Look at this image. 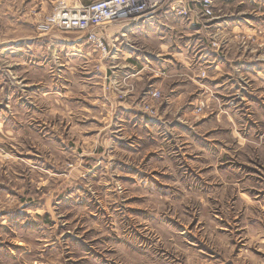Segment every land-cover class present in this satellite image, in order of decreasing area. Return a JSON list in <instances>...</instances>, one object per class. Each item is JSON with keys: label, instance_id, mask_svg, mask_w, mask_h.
<instances>
[{"label": "rangeland", "instance_id": "374dc122", "mask_svg": "<svg viewBox=\"0 0 264 264\" xmlns=\"http://www.w3.org/2000/svg\"><path fill=\"white\" fill-rule=\"evenodd\" d=\"M55 2L0 0V264H264V0L106 53Z\"/></svg>", "mask_w": 264, "mask_h": 264}, {"label": "built area", "instance_id": "2783aa9c", "mask_svg": "<svg viewBox=\"0 0 264 264\" xmlns=\"http://www.w3.org/2000/svg\"><path fill=\"white\" fill-rule=\"evenodd\" d=\"M166 0H56L52 10L43 15L39 27L44 33L52 31H76L91 42L93 48L106 53L100 30L112 24H121L132 19H150ZM190 1L199 3L193 11ZM175 15L195 19L199 12L211 15V0H173ZM194 4V3H192ZM144 15V16H143Z\"/></svg>", "mask_w": 264, "mask_h": 264}, {"label": "crops", "instance_id": "0c3cea01", "mask_svg": "<svg viewBox=\"0 0 264 264\" xmlns=\"http://www.w3.org/2000/svg\"><path fill=\"white\" fill-rule=\"evenodd\" d=\"M157 11H161V8H159ZM166 12H167V11L163 10V16L157 14V12H156V13H154V15H153L152 17H150L149 20H151L152 22H153V21H157V22H159V23H161V22L163 21L164 24H167V22H166L167 20H166V19L170 18L171 16L169 17V15L166 14ZM172 19H176V18L173 16ZM147 24H149V22H148ZM114 25H118V24H114ZM181 25H182V24H181ZM118 26H119V25H118ZM143 27H144V25H143ZM106 30H108V28H105V29H103V30H100V33L105 34V31H106ZM62 33H63V32H62ZM65 33H67V32H65ZM121 35H125V32H122ZM117 38L119 39V36H117ZM117 38H115V39H117ZM121 42H123V41L121 40ZM121 42L118 43V45H117V49H118V47L121 45Z\"/></svg>", "mask_w": 264, "mask_h": 264}, {"label": "bare ground", "instance_id": "6f19581e", "mask_svg": "<svg viewBox=\"0 0 264 264\" xmlns=\"http://www.w3.org/2000/svg\"><path fill=\"white\" fill-rule=\"evenodd\" d=\"M144 16V15H143Z\"/></svg>", "mask_w": 264, "mask_h": 264}]
</instances>
